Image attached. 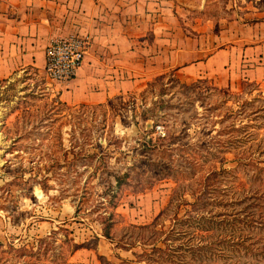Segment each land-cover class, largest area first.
<instances>
[{"label":"rangeland","instance_id":"obj_1","mask_svg":"<svg viewBox=\"0 0 264 264\" xmlns=\"http://www.w3.org/2000/svg\"><path fill=\"white\" fill-rule=\"evenodd\" d=\"M205 15L256 22L264 19V0H210ZM49 83L36 69L0 80V264H50L36 244L46 238L48 252L58 253L61 224L96 249L80 248L60 264H103L97 252L114 264H264L212 244L223 228L174 219L242 206L237 199L253 169L237 168L238 158L264 152V81H182L168 71L104 106L67 104ZM162 133L170 136L164 143L149 141ZM124 173L114 208L115 176ZM174 189L178 197L170 204ZM164 211L155 226L143 228ZM112 212L114 241L102 235ZM174 224L177 231L165 241ZM200 244L210 247L193 254L189 248Z\"/></svg>","mask_w":264,"mask_h":264},{"label":"crops","instance_id":"obj_2","mask_svg":"<svg viewBox=\"0 0 264 264\" xmlns=\"http://www.w3.org/2000/svg\"><path fill=\"white\" fill-rule=\"evenodd\" d=\"M209 2L0 0V80L45 72L49 41L80 34L90 38L83 63L57 86L67 104L100 105L168 71L182 81L263 82L264 19L208 18Z\"/></svg>","mask_w":264,"mask_h":264},{"label":"trees","instance_id":"obj_3","mask_svg":"<svg viewBox=\"0 0 264 264\" xmlns=\"http://www.w3.org/2000/svg\"><path fill=\"white\" fill-rule=\"evenodd\" d=\"M258 21V20H257ZM110 100V99H109ZM108 100V101H109ZM105 103L100 104L104 106ZM245 126H242V130H245ZM164 135V133H162ZM169 134H165L164 136H158L154 142L153 138H150V142L155 146L159 145L162 141L164 143L165 140L169 138ZM159 143H158V142ZM158 143V144H157ZM250 165L252 167L253 171L251 173V185L249 188H244L243 191V197L238 198V202L242 204L240 208H236L235 210H231L227 214H218L213 211V209L208 208L207 210L203 211L202 213H196L194 215H189L186 217H179L178 213L174 214V219L176 220V224L180 222H189L191 220L194 221L192 226L194 228L202 229V226H206L207 231H215L216 228L220 227L225 230L224 234L219 236L217 238L216 242L220 245L225 246L226 248H229L231 251H236L242 253V257L244 256L247 259L251 260H264V152L261 150L259 152H256V154H253L251 156H240L238 158V167L242 168L244 171H248L247 167ZM129 173H124L123 175H116V193L112 195L114 198H110L109 203L112 207L116 208L118 206L119 200L121 197L119 196L120 188L121 186L126 183L127 177ZM178 197L177 189H174L172 199L170 201V204L175 203V199ZM118 199V200H117ZM215 196H213L212 199H209L207 202L211 201L209 205L214 206L215 205ZM177 201V200H176ZM180 204H176V206H179ZM199 209V208H198ZM165 213L161 212L158 215V219L153 221L151 224L145 225L143 228H151V225L155 226L159 222V218ZM219 217V218H217ZM103 222L105 223L104 227L102 228V235L111 240L114 241L115 237L112 234V229L116 224L115 221V213L112 212L109 214L108 217H106ZM172 227L168 232H166L165 241H168V239H171V236L176 232L178 229L177 226ZM58 230L63 231V235L61 238V250L57 253L55 248L52 247L51 252L49 253V247L46 245L49 244L47 242L46 238H40L38 240V243L36 244V247L39 249L42 247V252L44 255L48 254V257H50V264H60L65 263L70 256H72L78 249L80 248H91L96 249L95 246L90 245L89 241L84 243H78L75 240V237L73 235V229H70L65 226V224H61L58 228ZM57 231L54 230V234ZM52 233V234H53ZM53 236V235H51ZM211 244V245H212ZM43 245V246H42ZM4 246V243L0 241V247L2 248ZM65 246V247H64ZM11 248H14L13 245H10ZM118 248H124L126 250H130L131 246L130 244H120L118 242L117 244ZM207 247H210L208 244H200V245H193L190 247V251L195 254L199 253V249L205 250ZM34 246L31 245V251H34ZM164 247L156 246L154 248V251L163 253L165 252ZM38 251H34V253H37ZM40 252V251H39ZM169 252V251H166ZM168 255H171L172 253H167ZM135 255L138 258H141L142 255H147V253L143 252L142 254ZM199 255V254H198ZM98 259L103 264H114L110 262L105 255L100 254L97 252ZM141 261V260H138ZM168 262H164V264H170ZM140 263V262H139ZM174 263V262H171ZM119 264H134L133 261L129 260H122ZM151 264V263H149ZM163 264V263H159ZM234 264H237L235 262Z\"/></svg>","mask_w":264,"mask_h":264},{"label":"built area","instance_id":"obj_4","mask_svg":"<svg viewBox=\"0 0 264 264\" xmlns=\"http://www.w3.org/2000/svg\"><path fill=\"white\" fill-rule=\"evenodd\" d=\"M89 44V36L80 34L54 37L49 41L44 70L50 87L69 84L74 79Z\"/></svg>","mask_w":264,"mask_h":264}]
</instances>
